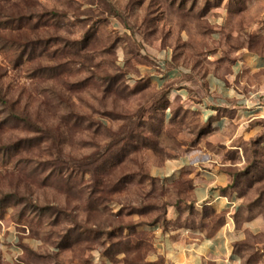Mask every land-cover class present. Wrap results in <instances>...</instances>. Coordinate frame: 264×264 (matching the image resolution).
I'll return each mask as SVG.
<instances>
[{
    "label": "rangeland",
    "instance_id": "obj_1",
    "mask_svg": "<svg viewBox=\"0 0 264 264\" xmlns=\"http://www.w3.org/2000/svg\"><path fill=\"white\" fill-rule=\"evenodd\" d=\"M240 49L264 51V0H0V88L31 117L0 99V264H146L151 227H215L187 172L151 174L199 146L228 163L236 224L264 222V146L228 149L178 99L165 119L148 72L162 62L199 79ZM234 249L264 264V228Z\"/></svg>",
    "mask_w": 264,
    "mask_h": 264
},
{
    "label": "crops",
    "instance_id": "obj_2",
    "mask_svg": "<svg viewBox=\"0 0 264 264\" xmlns=\"http://www.w3.org/2000/svg\"><path fill=\"white\" fill-rule=\"evenodd\" d=\"M158 64L159 69H148L153 74V84L166 89L169 103L178 99L185 108L198 112L201 121L215 131L220 144L240 150L237 147L240 141L264 137V51L240 49L228 64L229 69H207L199 79H185L182 70ZM169 111L168 108L167 116ZM227 167L228 163L218 154L199 146L151 169L155 178L164 181L187 172L195 205L221 213L222 222L215 227L208 224L192 228L151 227L153 241L145 258L147 262L241 264L234 242L244 230L262 231L264 222L260 217L236 224L237 197L229 187L231 176Z\"/></svg>",
    "mask_w": 264,
    "mask_h": 264
},
{
    "label": "trees",
    "instance_id": "obj_3",
    "mask_svg": "<svg viewBox=\"0 0 264 264\" xmlns=\"http://www.w3.org/2000/svg\"><path fill=\"white\" fill-rule=\"evenodd\" d=\"M54 16V15H53ZM51 41H53V39H51V35L49 34V33H44V35L42 36V38H41V40H40V42H42V43H50ZM53 70V69H52ZM159 89H162V90H165V95H166V89H164V88H159ZM7 96V97H6ZM0 99L2 100V104L5 106V107H7L8 108V113H10L11 115H15V113L16 114H23L24 116H25V123H29L28 121L29 120H31L30 118L31 117H29L26 113H28V110H25L24 111V107H22V108H20V105H16V107L15 106H13V104L8 100V95H7V93H2V89L0 88ZM176 100V99H175ZM167 102H168V100H167ZM172 103H167V105H166V107L165 108H163L164 110H163V116H164V118L165 119H167V118H170L171 117V108H170V105H171ZM170 109V111H169V116H167V114H166V110L167 109ZM44 110H45V108H44ZM14 111H19L20 113H18V112H15L14 113ZM30 114H31V112H29ZM48 113V112H47ZM198 113V112H197ZM43 117H45L46 118V116H47V114L45 113V115H42ZM51 117V116H50ZM50 120H52L51 118H50ZM27 121V122H26ZM47 127V126H46ZM129 130H128V132L127 133H130V132H133V127H129L128 128ZM47 130L49 131V135H45V137H43L42 138V141L44 142V141H48V139L49 138H51L52 140H50L51 141V144L52 145H56L55 144V138H53V136L51 135V130L47 127ZM264 140V137L263 136H261V137H257V138H255V139H250V141H252L254 144H259V146H264L263 144V141ZM99 160V159H98ZM112 159L109 157V158H106V159H104L103 161H102V163L100 164L101 166H103V167H99V166H96V165H94V167H92L90 170H88L89 171V173L90 172H98V175L100 174V173H102L103 174V172H105L106 171V166H104L106 163H108V162H110ZM141 174V176H143V177H147V175H145V174H143V173H140ZM148 178V177H147ZM151 179V178H150ZM190 183H191V181H190ZM231 186V183L229 184V187ZM207 209H209V210H211L212 212H213V210L212 209H210V208H207ZM219 224H217L216 226H218ZM165 229V228H164ZM234 251H235V253L237 254V251L234 249ZM147 262V261H146ZM146 264H154V263H152V262H147Z\"/></svg>",
    "mask_w": 264,
    "mask_h": 264
},
{
    "label": "built area",
    "instance_id": "obj_4",
    "mask_svg": "<svg viewBox=\"0 0 264 264\" xmlns=\"http://www.w3.org/2000/svg\"><path fill=\"white\" fill-rule=\"evenodd\" d=\"M157 66L159 67V64H157Z\"/></svg>",
    "mask_w": 264,
    "mask_h": 264
}]
</instances>
